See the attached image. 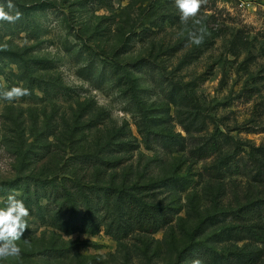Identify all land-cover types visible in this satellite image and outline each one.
<instances>
[{
    "label": "rangeland",
    "instance_id": "1",
    "mask_svg": "<svg viewBox=\"0 0 264 264\" xmlns=\"http://www.w3.org/2000/svg\"><path fill=\"white\" fill-rule=\"evenodd\" d=\"M12 3L22 16L0 21V91L20 86L30 95L0 98V207L16 193L30 215L20 257L0 264H264V243L215 222L219 212L264 198L249 158L264 148V0H204L198 26L181 23L174 0ZM0 5L8 10L7 0ZM199 27L206 35L197 46L187 33ZM91 63L97 71L88 79ZM186 83L193 104L180 91ZM107 134L134 150L115 156V170L80 168V156L101 151ZM217 139L238 154L241 174H218L209 149ZM32 177L45 183H27ZM162 181L168 186H151ZM108 183L142 185L140 197L170 220L120 242L103 225L89 234L82 214L63 232L68 213L56 211L64 190L80 199L77 185ZM50 247L70 251L40 254Z\"/></svg>",
    "mask_w": 264,
    "mask_h": 264
},
{
    "label": "trees",
    "instance_id": "2",
    "mask_svg": "<svg viewBox=\"0 0 264 264\" xmlns=\"http://www.w3.org/2000/svg\"><path fill=\"white\" fill-rule=\"evenodd\" d=\"M42 68L43 65H41L39 69ZM87 68L88 72L84 76L88 79H92V76L95 75L97 71V67L94 63H91ZM137 70L141 71V69ZM34 80V86L36 88H41L43 81L40 78H35ZM182 90L186 92L184 98L193 104L194 100L187 83L182 85L180 91ZM120 138H124V136L121 135ZM104 141L105 143L102 150L98 151L97 154H88L82 157L80 156V158L78 157L79 163L82 165L80 168L85 170L91 168L98 171L101 170L102 172L115 170L122 164L120 160L115 159V156L129 153L134 150L132 144L124 139H119L114 143V139L110 137V134H107ZM224 144V141L217 139L209 147L213 154L216 155L215 160L218 174L221 176L223 175V177L241 174L240 169H242V167L237 157L238 154L234 151H226ZM75 158L78 159L77 157ZM249 158L252 164L250 166L253 167L251 179L264 184V148L253 147L249 152ZM30 182L33 185L36 184L41 186L45 183L44 180L36 177L27 180V183ZM29 185L26 186V189H28ZM77 186L80 189L81 196H84L79 199L64 190L65 199L62 204H59L61 205L60 207L58 206L60 208L59 211H56L58 217H60L63 209L68 213L67 219L62 221L63 225H66V229H62V231L66 234H70L74 231V223H78L77 221L80 214H82L85 219H88L86 223L85 220H83L81 224L84 227H90V229L87 230L89 234H95L99 230V227L103 225L105 233L117 242L126 238L133 231L153 234L170 220L169 213L158 202L150 203L144 201L140 197L144 189L142 185L138 183H131L130 185L124 183L117 186L113 183ZM151 186H153V189H156L168 186V183L162 181L152 184ZM85 191L94 195L96 199L94 200L93 197H88ZM25 206L28 209L30 208L27 203H25ZM215 217H218L215 221L217 223L229 222V224L225 226L229 225L231 233L235 236H243L241 238L264 243V233H259L258 231L259 225H261L260 221L264 220V198L244 201L242 204L237 205L234 210L219 212ZM59 219L61 220L62 218ZM247 245V243L244 244V246ZM88 246H91V243L88 241H81L78 243L79 248ZM69 251L70 249L68 248L50 247L41 251L42 253L40 254L45 257L64 258L68 255ZM187 254L185 256H187ZM181 256L177 261L181 262ZM190 256H192V254Z\"/></svg>",
    "mask_w": 264,
    "mask_h": 264
},
{
    "label": "clouds",
    "instance_id": "3",
    "mask_svg": "<svg viewBox=\"0 0 264 264\" xmlns=\"http://www.w3.org/2000/svg\"><path fill=\"white\" fill-rule=\"evenodd\" d=\"M203 2L204 0H174L181 23L187 25L191 20L193 25H201L197 17ZM7 9L6 11L5 7L0 5V21L16 23L22 13L12 3V0H7ZM205 35L206 29L203 27L189 30L187 33L190 42L197 46L204 42ZM27 95H30L29 89L20 86L0 91V98L8 102H14ZM29 215V209L23 200L18 199L16 193L8 194L4 206L0 207V260L20 257L21 249L17 241H21L24 231L29 228L27 221ZM23 241L28 243L27 240ZM190 264H202V261L195 258Z\"/></svg>",
    "mask_w": 264,
    "mask_h": 264
}]
</instances>
